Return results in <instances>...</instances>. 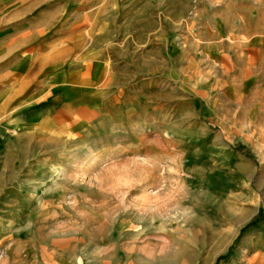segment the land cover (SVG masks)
I'll return each instance as SVG.
<instances>
[{"label":"rangeland","instance_id":"374dc122","mask_svg":"<svg viewBox=\"0 0 264 264\" xmlns=\"http://www.w3.org/2000/svg\"><path fill=\"white\" fill-rule=\"evenodd\" d=\"M0 25L79 104L0 138V264H264V0H4Z\"/></svg>","mask_w":264,"mask_h":264},{"label":"crops","instance_id":"0c3cea01","mask_svg":"<svg viewBox=\"0 0 264 264\" xmlns=\"http://www.w3.org/2000/svg\"><path fill=\"white\" fill-rule=\"evenodd\" d=\"M3 3L0 0V7ZM4 30L0 25V138L7 134L62 136L68 128L61 115L67 113L71 117L77 113L79 104L66 100L67 85H63L58 70H48L41 59L31 58L30 54L16 56L10 41L5 40ZM256 51L260 52V47ZM32 66L37 67L33 73L40 76L33 83L32 77L29 78Z\"/></svg>","mask_w":264,"mask_h":264}]
</instances>
